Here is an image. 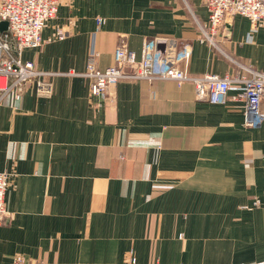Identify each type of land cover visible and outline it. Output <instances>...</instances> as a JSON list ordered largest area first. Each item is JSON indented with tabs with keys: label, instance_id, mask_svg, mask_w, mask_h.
I'll return each mask as SVG.
<instances>
[{
	"label": "crops",
	"instance_id": "crops-1",
	"mask_svg": "<svg viewBox=\"0 0 264 264\" xmlns=\"http://www.w3.org/2000/svg\"><path fill=\"white\" fill-rule=\"evenodd\" d=\"M207 16L205 0H59L44 43L21 52L51 95L34 83L0 95V264H264V123L244 125L239 91L212 103L191 83L122 79L98 98L82 75L92 54L104 69L118 44L139 58L161 38L188 45L192 75L235 74L196 38ZM227 22L219 48L264 70L263 30Z\"/></svg>",
	"mask_w": 264,
	"mask_h": 264
},
{
	"label": "built area",
	"instance_id": "built-area-1",
	"mask_svg": "<svg viewBox=\"0 0 264 264\" xmlns=\"http://www.w3.org/2000/svg\"><path fill=\"white\" fill-rule=\"evenodd\" d=\"M58 3L59 0H0V23H7L6 28L0 30V95L3 91L14 90L15 97L19 98L29 83H34L39 95H51L53 88L47 78L49 73L37 69L32 61L22 59L21 52L44 43L42 30L46 22L55 17ZM205 6L208 16L206 22L199 26L197 40L221 50L235 66L240 67L239 71L225 75L214 72L192 75L186 68L190 57L188 45H178L171 38L146 39L139 58L127 45L120 43L114 49V63L104 69L95 65L93 54L90 56L87 70L82 73L90 79V94L105 98L110 87L122 79H172L178 85L191 83L198 100L212 103H224L229 91L238 90L239 97L244 101V125H262L264 70L229 57L219 48L218 37L224 33V23L234 15L249 20L250 32L259 28L264 32V0H205ZM103 22V18H97L98 25ZM58 36L63 37L64 32L60 30ZM159 40L164 42L163 48L159 46ZM9 183L10 173L0 171V223L8 214L5 195ZM259 204L260 200L255 199L253 205ZM130 256L131 263H134L132 251ZM13 264L26 263L17 254L13 256Z\"/></svg>",
	"mask_w": 264,
	"mask_h": 264
},
{
	"label": "water",
	"instance_id": "water-1",
	"mask_svg": "<svg viewBox=\"0 0 264 264\" xmlns=\"http://www.w3.org/2000/svg\"><path fill=\"white\" fill-rule=\"evenodd\" d=\"M225 25H226V29H227V31L230 32L231 25H230L228 22L225 23ZM6 26H7V23H6V22H1V23H0V30L5 29ZM159 44H161V43H159Z\"/></svg>",
	"mask_w": 264,
	"mask_h": 264
},
{
	"label": "rangeland",
	"instance_id": "rangeland-1",
	"mask_svg": "<svg viewBox=\"0 0 264 264\" xmlns=\"http://www.w3.org/2000/svg\"><path fill=\"white\" fill-rule=\"evenodd\" d=\"M180 237L182 236V235H179Z\"/></svg>",
	"mask_w": 264,
	"mask_h": 264
}]
</instances>
